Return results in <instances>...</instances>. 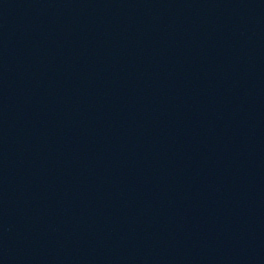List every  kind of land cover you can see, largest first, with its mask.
I'll return each instance as SVG.
<instances>
[{
    "label": "water",
    "instance_id": "water-1",
    "mask_svg": "<svg viewBox=\"0 0 264 264\" xmlns=\"http://www.w3.org/2000/svg\"><path fill=\"white\" fill-rule=\"evenodd\" d=\"M0 264H264V0H0Z\"/></svg>",
    "mask_w": 264,
    "mask_h": 264
}]
</instances>
